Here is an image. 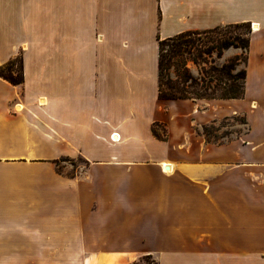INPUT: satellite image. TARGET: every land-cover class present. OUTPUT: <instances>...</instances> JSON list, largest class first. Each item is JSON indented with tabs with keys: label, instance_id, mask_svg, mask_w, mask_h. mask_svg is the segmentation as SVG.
<instances>
[{
	"label": "crops",
	"instance_id": "obj_1",
	"mask_svg": "<svg viewBox=\"0 0 264 264\" xmlns=\"http://www.w3.org/2000/svg\"><path fill=\"white\" fill-rule=\"evenodd\" d=\"M246 23L243 98L159 97L160 40ZM18 55L0 264H264V0H0V66ZM236 118L231 139L203 134Z\"/></svg>",
	"mask_w": 264,
	"mask_h": 264
},
{
	"label": "trees",
	"instance_id": "obj_2",
	"mask_svg": "<svg viewBox=\"0 0 264 264\" xmlns=\"http://www.w3.org/2000/svg\"><path fill=\"white\" fill-rule=\"evenodd\" d=\"M227 26H244L247 29L245 37L236 36L232 38L216 39V49L219 51L221 56V50L227 49L229 47L242 48L246 50V56L244 63L247 61V53L250 44V33L251 25L246 24H235ZM225 27V26H224ZM220 27H216L212 30L203 31V33H210L217 31ZM202 32H185L179 35L166 38L159 41V97L161 99H239L243 98L245 95V79H246V69H241L237 76H233L232 71L235 70L236 66L239 64V57L236 56L228 63L223 64L221 67L212 68L211 72H208V76L196 79L192 77L188 71L182 74L184 81H191L192 87L197 88V91L190 92L185 88H181L176 83L169 81L166 83L167 90L163 89V75L164 71L167 69L171 59L177 53H182L183 48L189 46V44H194L195 41L192 40L193 35H199ZM18 59V60H17ZM0 77L10 82L12 85H22L24 82L23 67H22V56L16 57L15 59L9 61L7 64L0 66ZM223 79H228L231 81V85L226 87V83ZM241 80V83L238 81ZM244 121V120H243ZM155 125L153 127V132L156 136L161 137V134L157 131ZM208 126L203 127V134L207 139H210L211 135L207 131Z\"/></svg>",
	"mask_w": 264,
	"mask_h": 264
},
{
	"label": "rangeland",
	"instance_id": "obj_3",
	"mask_svg": "<svg viewBox=\"0 0 264 264\" xmlns=\"http://www.w3.org/2000/svg\"><path fill=\"white\" fill-rule=\"evenodd\" d=\"M247 32L244 26H223L217 31L210 33H201L199 35H193L192 40L195 41L194 44H189V46L184 47L182 53H177L171 59L167 69L164 71L163 75V89L167 90L166 83L172 81L176 83L181 88H185L187 91L194 92L197 88H193L191 81H184L182 74L186 71L196 78L208 76V72L212 71V68H219L223 64L228 63L234 57L238 56L240 61L236 66L235 70L232 71L233 76H237L239 71L244 68V59L246 56V50L242 48L229 47L227 49L221 50V56L216 47V39H221L224 41L229 37L241 36L245 37ZM19 57V55L17 56ZM18 60V59H17ZM226 83V87L231 85V81L228 79H223ZM241 83V80L238 81ZM240 122V118L222 120L216 125H211L207 127V131L211 134L209 138L213 141H223L233 138L234 136L240 134L245 130ZM203 131V130H202ZM66 161L68 168L69 166H85V161L78 158H64L57 160L59 170H62L64 163ZM46 229V228H45ZM130 264H157V262L150 256H144L138 260L131 262Z\"/></svg>",
	"mask_w": 264,
	"mask_h": 264
},
{
	"label": "built area",
	"instance_id": "obj_4",
	"mask_svg": "<svg viewBox=\"0 0 264 264\" xmlns=\"http://www.w3.org/2000/svg\"><path fill=\"white\" fill-rule=\"evenodd\" d=\"M251 30H256V28L254 27V26H251ZM115 134H113L112 136H111V138H112V140H115L114 138H113V136H114Z\"/></svg>",
	"mask_w": 264,
	"mask_h": 264
},
{
	"label": "bare ground",
	"instance_id": "obj_5",
	"mask_svg": "<svg viewBox=\"0 0 264 264\" xmlns=\"http://www.w3.org/2000/svg\"><path fill=\"white\" fill-rule=\"evenodd\" d=\"M113 138L116 140V139H117V135L115 134V135L113 136Z\"/></svg>",
	"mask_w": 264,
	"mask_h": 264
},
{
	"label": "water",
	"instance_id": "obj_6",
	"mask_svg": "<svg viewBox=\"0 0 264 264\" xmlns=\"http://www.w3.org/2000/svg\"><path fill=\"white\" fill-rule=\"evenodd\" d=\"M167 169H168V166H167Z\"/></svg>",
	"mask_w": 264,
	"mask_h": 264
}]
</instances>
